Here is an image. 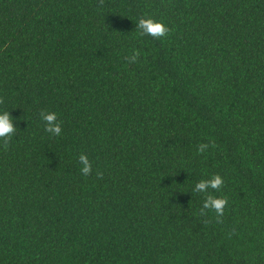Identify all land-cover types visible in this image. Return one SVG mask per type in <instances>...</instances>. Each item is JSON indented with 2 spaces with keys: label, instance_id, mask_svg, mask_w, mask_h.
Segmentation results:
<instances>
[{
  "label": "trees",
  "instance_id": "16d2710c",
  "mask_svg": "<svg viewBox=\"0 0 264 264\" xmlns=\"http://www.w3.org/2000/svg\"><path fill=\"white\" fill-rule=\"evenodd\" d=\"M0 97V264H264V0H0Z\"/></svg>",
  "mask_w": 264,
  "mask_h": 264
},
{
  "label": "clouds",
  "instance_id": "9594fccd",
  "mask_svg": "<svg viewBox=\"0 0 264 264\" xmlns=\"http://www.w3.org/2000/svg\"><path fill=\"white\" fill-rule=\"evenodd\" d=\"M104 0H98V6L103 7ZM137 34L141 37L151 36L155 39L166 37L171 29L166 26L162 21H159L151 16H141L136 23L135 28ZM141 56L139 49H132L131 54L125 57V60L129 64L136 63ZM5 101L3 97H0V105H4ZM40 119L43 122L44 131L51 136H59L62 132V122L58 119L57 113L53 111L43 110L39 113ZM17 127L14 123V117L10 114L7 107L0 108V146L4 150L10 147L12 137L16 134ZM215 142L200 143L197 146V153L203 154L210 147H215ZM78 163L80 164V173L87 177L92 174L93 166L88 156L81 153L78 157ZM96 176L99 179L103 178L101 171L96 172ZM224 185L223 177L218 173H213L207 178L199 180L194 188L193 192L203 194V203L200 208L199 215L208 217V213H215V219L217 223L223 222V216L225 208L228 205V197L224 195H216L220 193ZM207 222V220H206Z\"/></svg>",
  "mask_w": 264,
  "mask_h": 264
}]
</instances>
